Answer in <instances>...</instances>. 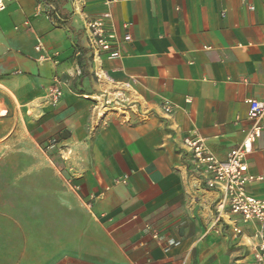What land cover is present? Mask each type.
<instances>
[{
  "label": "crops",
  "instance_id": "0c3cea01",
  "mask_svg": "<svg viewBox=\"0 0 264 264\" xmlns=\"http://www.w3.org/2000/svg\"><path fill=\"white\" fill-rule=\"evenodd\" d=\"M104 12L114 43L94 53L84 21ZM1 96L30 131L0 157V264H256L255 225L215 224L220 193L181 142L222 160L243 139L246 100H264V0L8 2ZM248 165L264 199V117Z\"/></svg>",
  "mask_w": 264,
  "mask_h": 264
},
{
  "label": "built area",
  "instance_id": "2783aa9c",
  "mask_svg": "<svg viewBox=\"0 0 264 264\" xmlns=\"http://www.w3.org/2000/svg\"><path fill=\"white\" fill-rule=\"evenodd\" d=\"M18 1L20 0H0V11L5 9L8 2ZM110 18L111 14L104 12L96 19L84 21L88 47L94 53L109 50L114 43V34L107 24ZM41 47L42 43L38 40L37 48ZM61 84L60 78L54 76L49 90V105L54 106L60 101ZM102 102L103 105L100 106L105 107L112 101L105 98ZM246 103L248 105L246 119L249 126L244 130L241 142L231 147L224 159L219 160L214 157L207 150L204 139L197 134L185 136L181 148L191 157L195 169L201 172L207 187L220 193L219 200L215 204V224L221 222L222 215L226 211L239 215L244 222L253 223L256 241L250 246V253L256 264H264V199L247 191V187L252 182L263 178V175H253L249 172L248 158L254 151V141L262 129L264 100L252 98L247 99ZM170 110L169 106L164 107V112L168 113ZM232 230L235 234L242 233L236 225Z\"/></svg>",
  "mask_w": 264,
  "mask_h": 264
},
{
  "label": "rangeland",
  "instance_id": "374dc122",
  "mask_svg": "<svg viewBox=\"0 0 264 264\" xmlns=\"http://www.w3.org/2000/svg\"><path fill=\"white\" fill-rule=\"evenodd\" d=\"M19 106L11 102L7 97H0V139L6 134L10 135V144L4 149L0 150V157L5 154L6 151L20 146L23 140L29 138V122L21 117ZM28 130V131H27ZM18 141H15V138Z\"/></svg>",
  "mask_w": 264,
  "mask_h": 264
}]
</instances>
